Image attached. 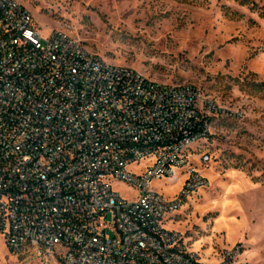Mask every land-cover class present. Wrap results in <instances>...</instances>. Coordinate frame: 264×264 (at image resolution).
<instances>
[{
	"label": "built area",
	"instance_id": "1",
	"mask_svg": "<svg viewBox=\"0 0 264 264\" xmlns=\"http://www.w3.org/2000/svg\"><path fill=\"white\" fill-rule=\"evenodd\" d=\"M216 101L106 62L64 30L44 37L17 0H0V236L10 253L58 264L205 262L165 226L208 187L198 165ZM142 163V164H141ZM173 197L153 182L176 181ZM138 190L127 199L114 189Z\"/></svg>",
	"mask_w": 264,
	"mask_h": 264
},
{
	"label": "rangeland",
	"instance_id": "2",
	"mask_svg": "<svg viewBox=\"0 0 264 264\" xmlns=\"http://www.w3.org/2000/svg\"><path fill=\"white\" fill-rule=\"evenodd\" d=\"M44 37L64 30L106 62L163 84H190L213 98L208 187L165 226L205 262L240 252L264 264V0H17ZM142 164V163H141ZM178 180L153 182L173 198ZM121 196L138 190L117 183ZM0 264H58L44 251L13 254L0 236Z\"/></svg>",
	"mask_w": 264,
	"mask_h": 264
}]
</instances>
